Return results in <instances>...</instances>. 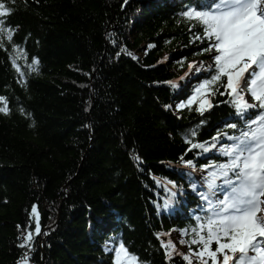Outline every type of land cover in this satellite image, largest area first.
<instances>
[{"label":"trees","instance_id":"obj_1","mask_svg":"<svg viewBox=\"0 0 264 264\" xmlns=\"http://www.w3.org/2000/svg\"><path fill=\"white\" fill-rule=\"evenodd\" d=\"M5 2L18 49L2 38L0 264L25 255L30 264H114L120 243L139 264H186L179 253L189 248L175 234L188 229L190 241L202 214L191 184L203 185L202 167L226 158L219 145L189 152L184 137L195 129L194 142H210L218 131L239 134L227 123L242 125L219 94L204 116L196 104L176 110L209 78L193 71L180 80L192 60L208 65L207 53L196 54L205 45L190 43L178 15L197 0Z\"/></svg>","mask_w":264,"mask_h":264},{"label":"snow or ice","instance_id":"obj_2","mask_svg":"<svg viewBox=\"0 0 264 264\" xmlns=\"http://www.w3.org/2000/svg\"><path fill=\"white\" fill-rule=\"evenodd\" d=\"M12 11L5 0H0V48L4 47L2 38L6 37L16 51L14 29L5 19ZM178 15L190 25V43L199 41L205 45L196 54L207 53L210 62L206 68L203 61L188 64V72L180 80L193 71H207L209 78L202 80L193 95L178 104L176 110L191 111L196 104L194 110L204 116L214 107L211 98L219 94L227 96L221 103L229 104L242 121V125L226 124L227 128L238 131V135L218 131L210 142H194L196 130L192 129L184 137V142L190 145L189 152L199 150L204 154L219 145V155L226 160L209 161L201 169L206 173L203 185L191 184L202 202L198 205L202 214L194 215L196 223L191 228V240H180L181 245L189 248L188 253L179 255L186 264H264V0H197ZM12 63L23 79L24 73L15 58ZM36 65L38 61L32 59L29 68L35 71ZM167 83L173 89L179 87L176 81ZM4 102L5 98L0 97V103ZM0 112L8 114L6 104L0 107ZM203 123L202 120L200 124ZM225 138L230 143L221 144ZM180 161L185 167L195 169L193 160L181 156ZM32 215L38 217L35 205ZM35 232L37 235L41 232L38 219ZM187 235L188 229L181 230L182 237ZM31 240L29 232L20 246L25 247ZM192 245L196 246L195 250ZM162 247L171 259L175 245L171 241L162 242ZM114 251V264H139L138 257L130 254L123 243Z\"/></svg>","mask_w":264,"mask_h":264},{"label":"rangeland","instance_id":"obj_3","mask_svg":"<svg viewBox=\"0 0 264 264\" xmlns=\"http://www.w3.org/2000/svg\"><path fill=\"white\" fill-rule=\"evenodd\" d=\"M207 63H209L210 61H209V58H208V55H207ZM199 62H201L200 61V59H194V60H192V62L191 63H196V64H198ZM187 72V71H186ZM186 72H184V73H186ZM247 75V74H246ZM175 239L177 240V241H180L181 239H183L182 238V236L179 234V233H176L175 234Z\"/></svg>","mask_w":264,"mask_h":264},{"label":"water","instance_id":"obj_4","mask_svg":"<svg viewBox=\"0 0 264 264\" xmlns=\"http://www.w3.org/2000/svg\"><path fill=\"white\" fill-rule=\"evenodd\" d=\"M17 264H30V262L27 259L21 258Z\"/></svg>","mask_w":264,"mask_h":264}]
</instances>
